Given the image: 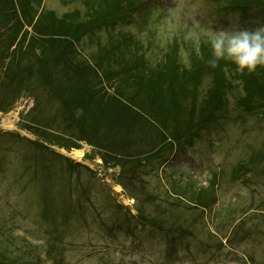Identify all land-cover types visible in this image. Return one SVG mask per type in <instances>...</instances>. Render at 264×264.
I'll return each mask as SVG.
<instances>
[{
    "label": "rangeland",
    "instance_id": "1",
    "mask_svg": "<svg viewBox=\"0 0 264 264\" xmlns=\"http://www.w3.org/2000/svg\"><path fill=\"white\" fill-rule=\"evenodd\" d=\"M43 7L59 16L82 9L78 3L62 6L61 0H44ZM221 8L223 4L212 0H149L125 22L86 36L78 47L89 60L111 47L109 34L115 41L128 34L141 48L143 60L158 64L172 52L189 67L190 52L214 33L264 26L251 13L226 14ZM114 86L107 84L106 89L113 94L122 86L124 92V83ZM32 88L9 112H0L3 264H264V172L257 173L264 168V155L257 159L256 173H243L237 181L232 175L243 160L264 154V114L235 113L241 92L229 95L234 117L188 145L190 157L174 155L163 169L139 173L126 189L120 168H106L89 144L80 143L81 159L56 146L51 147L55 155L35 150L29 141L37 137L23 125L53 118L58 105L47 87L37 83ZM204 98L205 90L200 101ZM62 157L82 167L71 174ZM35 158L49 168L36 164ZM215 174L218 202L204 212L192 209L183 199L184 190L211 185ZM142 186L146 190L136 200L133 195L143 191L133 188ZM151 219L185 232L166 237L150 226Z\"/></svg>",
    "mask_w": 264,
    "mask_h": 264
},
{
    "label": "trees",
    "instance_id": "2",
    "mask_svg": "<svg viewBox=\"0 0 264 264\" xmlns=\"http://www.w3.org/2000/svg\"><path fill=\"white\" fill-rule=\"evenodd\" d=\"M43 1L0 0V112H9L37 83L53 92V104L58 105L53 118L23 125L38 138L28 140L38 153L55 155L44 144L71 150L85 142L97 149L107 168L121 169L119 179L124 177L127 189L139 173L157 170L175 151L185 152L212 126L231 120L230 94L241 92L235 113L264 114V66L248 72L228 59L212 65L210 40L190 52L189 67L172 52L158 64L143 60L141 48L128 34H121L118 44L109 34V49H101L89 60L83 57L78 48L83 38L125 22L149 0H61L62 6L82 7L61 16L46 9L39 14ZM212 1L223 4L226 14L254 11L255 18L264 22V0ZM115 51L118 55L113 58ZM116 82L124 83V92L121 86L111 94L105 87L114 89ZM203 90L205 98L200 101ZM35 160L49 168L46 161ZM63 161L69 173L82 167L67 158ZM252 162L242 163L237 171H248ZM232 175L236 180V171ZM142 188H133L143 191L133 195L136 200L145 192ZM183 199L208 210L217 195L213 186L199 187L184 190ZM139 211L147 220L146 210L140 206ZM150 226L164 231L166 237L185 232L164 228L154 219Z\"/></svg>",
    "mask_w": 264,
    "mask_h": 264
},
{
    "label": "clouds",
    "instance_id": "3",
    "mask_svg": "<svg viewBox=\"0 0 264 264\" xmlns=\"http://www.w3.org/2000/svg\"><path fill=\"white\" fill-rule=\"evenodd\" d=\"M212 65L220 59L231 60L241 71H256L264 66V26L254 29L220 30L210 37Z\"/></svg>",
    "mask_w": 264,
    "mask_h": 264
},
{
    "label": "bare ground",
    "instance_id": "4",
    "mask_svg": "<svg viewBox=\"0 0 264 264\" xmlns=\"http://www.w3.org/2000/svg\"><path fill=\"white\" fill-rule=\"evenodd\" d=\"M12 122L9 123L10 126H11ZM71 155L74 156V158H76V159H81L83 157V151H74L71 153Z\"/></svg>",
    "mask_w": 264,
    "mask_h": 264
}]
</instances>
